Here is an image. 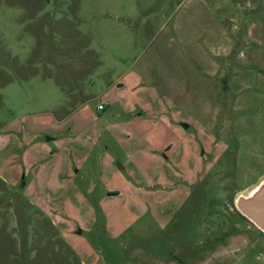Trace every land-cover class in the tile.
Instances as JSON below:
<instances>
[{
    "label": "rangeland",
    "instance_id": "obj_1",
    "mask_svg": "<svg viewBox=\"0 0 264 264\" xmlns=\"http://www.w3.org/2000/svg\"><path fill=\"white\" fill-rule=\"evenodd\" d=\"M32 1L0 3V264H138L226 238L246 247L226 264H264L232 205L264 177V0ZM42 14L52 30L34 34ZM55 65L77 68L62 85L79 103ZM126 70L149 92L137 121L99 98ZM75 108L72 134L58 118Z\"/></svg>",
    "mask_w": 264,
    "mask_h": 264
},
{
    "label": "crops",
    "instance_id": "obj_2",
    "mask_svg": "<svg viewBox=\"0 0 264 264\" xmlns=\"http://www.w3.org/2000/svg\"><path fill=\"white\" fill-rule=\"evenodd\" d=\"M30 1H32V0H30ZM1 2H2V0H0V3ZM44 2H45L44 0L32 1L30 6L37 8V9H42ZM12 5H16V3L13 4V2H12ZM42 15H43V17L41 18V20H39V24L33 30L34 34L46 35L47 30H52V27L48 26V18L46 20L45 14H42ZM43 21H45V22H43ZM65 46L66 47L63 48V50L65 53H68L67 51L70 50V48H72V47H70V45H65ZM53 53L57 54V52L55 50ZM89 62L90 61H88V63ZM92 63H90V64L92 65ZM58 67H59L58 65H57V67L55 65L56 70H54V71L58 77L60 74L62 77V80L61 81L59 80V82H58L59 87L61 89V96L63 97L62 100H64V102L66 104H72V105L74 104L75 105V104L79 103L83 99L82 97L85 96L83 89H80L78 86L73 85L74 83H72V85H67L68 87L63 86L64 84H69V79H74L73 77H74L75 72L77 71L76 70L77 68L71 69L67 65L61 66L60 68H58ZM81 67H82V65H81ZM91 67H93V65ZM48 72H52V71L47 70V72H45V74H49ZM130 72L131 71L126 70L124 73L119 75L118 78H116L114 81L109 82L105 86V88L102 90V93L99 96V98H101V97L105 98V96L110 95L111 96L110 98L113 101H115V103L123 104V107L127 109V112H124L125 114L126 113L130 114L129 116L133 117L134 121H137V120L142 118L141 113H136L137 112L136 107H140V105H141L140 104V97L148 94L149 92H148V88H146V90H144L141 93L139 91L145 85L144 75L142 74V72H135V74H133L131 76L129 75ZM117 94H119L121 96L123 94L125 96V98L123 99V98H121V96L118 98L115 97V95H117ZM151 95H152V102L155 104H160V103L162 104L163 102L164 103L165 102L171 103V100L167 96L162 95L159 97L158 95H156V93L154 94L153 92ZM143 99H148V97L146 96V98L144 97ZM106 101H107V99L105 100V104H107ZM105 104L104 105L99 104V105L103 106V109L99 110L98 109L99 105H98L97 110L103 111L105 109V107H104ZM77 113H78V111H76V108H75L71 113L67 114V111H66V113L64 115H61L58 118L60 121H62V124H64V125L69 124L71 126L70 130H72V131H70V133H72V134L78 133L79 129L81 128L79 125H80V122H82L83 115H81L79 117V116H77ZM167 113L170 115V112H167V111L164 112L163 114H167ZM128 114H126V115H128ZM116 116L118 119L120 118L119 114H117ZM170 118L173 120L171 115H170ZM118 126H120V125H118ZM72 137H73V135L72 136L68 135L67 142L66 141H64V142H66L69 145L71 144L73 146L72 142L70 141V140H74ZM53 140H55V138H53ZM68 141H69V143H68ZM171 147H172L171 144H168V145L165 144V145L159 147L158 149L159 150L165 149L166 151L169 152L171 150ZM73 149H75L74 146H73ZM175 151L171 150V158L175 162H177L175 165H176V167L179 168L178 160L175 159V155H176ZM75 152H79V149H77ZM168 159L169 158L167 157L166 161ZM165 168H166V181L171 184L170 186H172V184H176V185L180 184L181 186L184 187V190H182L183 192H185L187 189L190 190L189 186L191 183L187 180H184L185 179V173H183L182 175L179 174L180 178L176 179L175 176L168 174V169H170L168 167V163L165 165ZM137 183H139V182H137ZM134 190L139 191L141 189L136 188ZM114 191H116V193H113V194L109 193V192H114ZM107 194L108 195H114L113 197H118L120 195V191L111 189L107 192ZM136 194H138V193H136ZM172 199L173 198H169V200H172ZM177 205H178V202L176 204V207H177ZM234 237H231L230 239H232ZM236 238H239L238 233H237ZM226 239L225 240H217L218 242H217V244L215 243L214 246L212 245L213 244L212 241L206 240V242H207L206 244H208V246H204L203 243H201V241H199L198 243H195L196 244L195 248H192V249L187 248L185 250L184 249L181 250V249L175 248V249H173L174 251L172 250V256H170V257H167L165 254H162V253L161 254L158 253L156 255L155 254H152V255L146 254V255H143V257L141 258V260L139 261L138 264H226V262L228 261V259L230 257L234 258L233 256H236L239 252H242L246 248V247L241 248L239 246L238 247L236 246V247H234L228 251V249H226L223 246L226 242ZM195 242H197V241H195ZM228 242H226V243H228ZM257 243H258V241H257ZM219 248H220V252H218ZM261 254L264 255V252L263 253L259 252V255H261Z\"/></svg>",
    "mask_w": 264,
    "mask_h": 264
},
{
    "label": "water",
    "instance_id": "obj_3",
    "mask_svg": "<svg viewBox=\"0 0 264 264\" xmlns=\"http://www.w3.org/2000/svg\"><path fill=\"white\" fill-rule=\"evenodd\" d=\"M232 204L239 215L264 235V177L246 192L236 194Z\"/></svg>",
    "mask_w": 264,
    "mask_h": 264
},
{
    "label": "trees",
    "instance_id": "obj_4",
    "mask_svg": "<svg viewBox=\"0 0 264 264\" xmlns=\"http://www.w3.org/2000/svg\"><path fill=\"white\" fill-rule=\"evenodd\" d=\"M44 1H49V0H44ZM111 194H113V193H111ZM239 215V214H238ZM239 217L243 220V221H245L246 223H248V224H250L249 222H247L241 215H239ZM251 225V224H250ZM252 226V225H251ZM253 227V226H252ZM260 233V232H259ZM260 234H262V233H260ZM263 235V234H262Z\"/></svg>",
    "mask_w": 264,
    "mask_h": 264
},
{
    "label": "built area",
    "instance_id": "obj_5",
    "mask_svg": "<svg viewBox=\"0 0 264 264\" xmlns=\"http://www.w3.org/2000/svg\"><path fill=\"white\" fill-rule=\"evenodd\" d=\"M98 109H99V110H102V109H103V106H102V105H99V106H98Z\"/></svg>",
    "mask_w": 264,
    "mask_h": 264
},
{
    "label": "flooded vegetation",
    "instance_id": "obj_6",
    "mask_svg": "<svg viewBox=\"0 0 264 264\" xmlns=\"http://www.w3.org/2000/svg\"><path fill=\"white\" fill-rule=\"evenodd\" d=\"M233 205V204H232ZM235 210V209H234ZM236 211V210H235ZM236 214H238L237 212H236Z\"/></svg>",
    "mask_w": 264,
    "mask_h": 264
}]
</instances>
